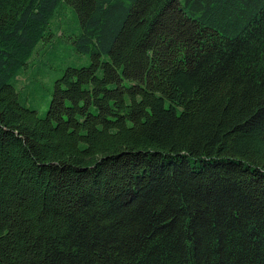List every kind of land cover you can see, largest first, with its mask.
<instances>
[{
  "label": "trees",
  "instance_id": "1",
  "mask_svg": "<svg viewBox=\"0 0 264 264\" xmlns=\"http://www.w3.org/2000/svg\"><path fill=\"white\" fill-rule=\"evenodd\" d=\"M0 264H264V0H0Z\"/></svg>",
  "mask_w": 264,
  "mask_h": 264
},
{
  "label": "rangeland",
  "instance_id": "2",
  "mask_svg": "<svg viewBox=\"0 0 264 264\" xmlns=\"http://www.w3.org/2000/svg\"><path fill=\"white\" fill-rule=\"evenodd\" d=\"M63 8L57 13L56 22L61 27L59 32L53 35L51 40L46 41L47 47L38 58L32 61L31 65L24 69L16 83L20 100H24L26 105L35 108L38 115L44 113L52 83L62 70L66 66L86 65L89 61L87 54L74 52L64 38V29L73 27V19H70L73 13L67 7Z\"/></svg>",
  "mask_w": 264,
  "mask_h": 264
}]
</instances>
